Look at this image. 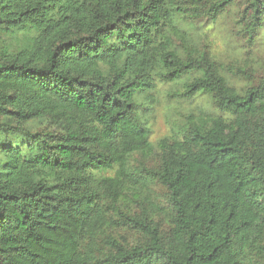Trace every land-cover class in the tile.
Masks as SVG:
<instances>
[{"label": "trees", "instance_id": "obj_1", "mask_svg": "<svg viewBox=\"0 0 264 264\" xmlns=\"http://www.w3.org/2000/svg\"><path fill=\"white\" fill-rule=\"evenodd\" d=\"M234 5L0 0V264H264V74L190 35ZM158 82L210 106L155 145Z\"/></svg>", "mask_w": 264, "mask_h": 264}, {"label": "rangeland", "instance_id": "obj_2", "mask_svg": "<svg viewBox=\"0 0 264 264\" xmlns=\"http://www.w3.org/2000/svg\"><path fill=\"white\" fill-rule=\"evenodd\" d=\"M240 8V5H234L224 11L216 21L209 22L203 19V21L196 22L195 26L203 27L205 25L201 35L208 32L210 39L206 40L207 42L200 37L196 38L194 33L188 31L184 26L185 23L182 24L183 28L191 33L190 35L200 49L204 50L209 46L208 49L213 51L223 64H231L234 67L245 66L250 72H256L253 76L258 80L259 75L264 74V27L256 39L251 41L245 33L243 34L237 21L242 16ZM255 79L252 82H255ZM235 82L239 87L246 85L244 78L237 77ZM182 86L180 83L173 86L158 82L154 91L144 95L141 99L139 98L140 103L144 101L145 106H148L146 111H143V108L141 111L152 130L151 141L155 145H158V142L164 137L181 133L183 127L189 124L192 113L198 115L200 107L210 106L208 95L195 100H186L177 96L175 91L181 90ZM111 173V171L105 172V175Z\"/></svg>", "mask_w": 264, "mask_h": 264}]
</instances>
